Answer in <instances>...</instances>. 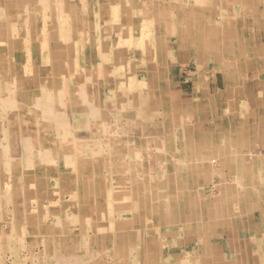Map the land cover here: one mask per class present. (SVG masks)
<instances>
[{
  "label": "rangeland",
  "instance_id": "374dc122",
  "mask_svg": "<svg viewBox=\"0 0 264 264\" xmlns=\"http://www.w3.org/2000/svg\"><path fill=\"white\" fill-rule=\"evenodd\" d=\"M261 54L264 0H0V264H264L197 225L170 98Z\"/></svg>",
  "mask_w": 264,
  "mask_h": 264
},
{
  "label": "crops",
  "instance_id": "0c3cea01",
  "mask_svg": "<svg viewBox=\"0 0 264 264\" xmlns=\"http://www.w3.org/2000/svg\"><path fill=\"white\" fill-rule=\"evenodd\" d=\"M180 59L190 63L187 54ZM196 64L194 90L170 94L181 114L180 144L192 146L187 161L195 167L187 171L196 180V193L204 179H212L220 182L217 190L227 200L213 196L196 210L195 220L218 228L213 232L219 242L242 243L251 237L264 242V56L238 62L233 72L219 58L211 63L196 59ZM206 147L210 155L202 153Z\"/></svg>",
  "mask_w": 264,
  "mask_h": 264
}]
</instances>
